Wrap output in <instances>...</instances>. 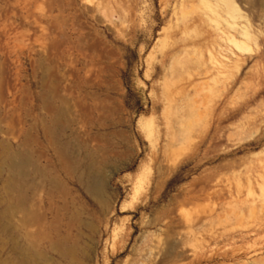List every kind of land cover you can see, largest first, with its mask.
<instances>
[{"label":"rangeland","instance_id":"rangeland-1","mask_svg":"<svg viewBox=\"0 0 264 264\" xmlns=\"http://www.w3.org/2000/svg\"><path fill=\"white\" fill-rule=\"evenodd\" d=\"M0 264H264V0H0Z\"/></svg>","mask_w":264,"mask_h":264},{"label":"bare ground","instance_id":"bare-ground-1","mask_svg":"<svg viewBox=\"0 0 264 264\" xmlns=\"http://www.w3.org/2000/svg\"><path fill=\"white\" fill-rule=\"evenodd\" d=\"M188 53V51L187 50H185V51H183L182 53ZM181 109V108H180ZM180 140V139H179ZM177 141V140H176ZM181 141H182V139H181ZM178 143V142H177ZM142 180L144 181V179L142 178ZM147 181V180H146ZM143 183V182H142ZM141 184V183H140ZM142 185V184H141ZM92 190H93V192L95 193V194H100L101 192H102V189L100 188V186L99 187H93L92 188ZM100 198H102V197H100Z\"/></svg>","mask_w":264,"mask_h":264},{"label":"crops","instance_id":"crops-1","mask_svg":"<svg viewBox=\"0 0 264 264\" xmlns=\"http://www.w3.org/2000/svg\"><path fill=\"white\" fill-rule=\"evenodd\" d=\"M45 104H46V105H51V104H53V101H51V99H50L49 97H47V98L45 99Z\"/></svg>","mask_w":264,"mask_h":264}]
</instances>
